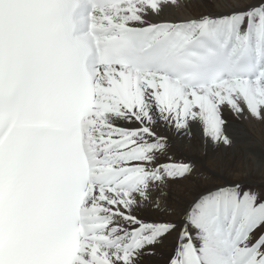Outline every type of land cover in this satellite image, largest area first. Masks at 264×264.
Segmentation results:
<instances>
[{"label":"snow or ice","instance_id":"1","mask_svg":"<svg viewBox=\"0 0 264 264\" xmlns=\"http://www.w3.org/2000/svg\"><path fill=\"white\" fill-rule=\"evenodd\" d=\"M187 6L0 0V264H264V158L162 200L178 140L264 124V0Z\"/></svg>","mask_w":264,"mask_h":264},{"label":"bare ground","instance_id":"2","mask_svg":"<svg viewBox=\"0 0 264 264\" xmlns=\"http://www.w3.org/2000/svg\"><path fill=\"white\" fill-rule=\"evenodd\" d=\"M201 0H187V7L175 10L178 17L186 13L197 15L205 9L200 7ZM211 10V9H209ZM234 143L232 147L214 144L205 140L197 133L191 140H178L174 147L177 159L190 161L193 171L183 179L170 182L162 197L169 207L176 209L177 214L193 198V194L204 188L223 183L225 179L231 181L244 180L260 182L258 173L245 176L238 172L242 167L240 161L246 153H254L259 158H264V124L256 122H243L232 130ZM249 167H252L249 162ZM171 246V240L165 242V248ZM159 258H147L145 264H158Z\"/></svg>","mask_w":264,"mask_h":264}]
</instances>
